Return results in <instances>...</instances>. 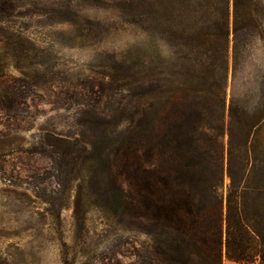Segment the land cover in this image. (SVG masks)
Wrapping results in <instances>:
<instances>
[{"label": "rangeland", "instance_id": "rangeland-1", "mask_svg": "<svg viewBox=\"0 0 264 264\" xmlns=\"http://www.w3.org/2000/svg\"><path fill=\"white\" fill-rule=\"evenodd\" d=\"M228 1L223 37L222 0H158L152 40L150 0H0V264H133L136 248L153 251L133 228L147 223L85 194L80 166L61 172L32 151L44 134L85 139L83 98L107 61L153 41L168 106L199 89L196 101L212 112L204 130L222 151L223 202L229 168L264 180V0L251 1L257 30L243 29L236 51ZM91 26L97 36H86Z\"/></svg>", "mask_w": 264, "mask_h": 264}, {"label": "trees", "instance_id": "trees-1", "mask_svg": "<svg viewBox=\"0 0 264 264\" xmlns=\"http://www.w3.org/2000/svg\"><path fill=\"white\" fill-rule=\"evenodd\" d=\"M157 1L150 0L152 40L160 24ZM251 1L233 0L235 51L243 29L257 30ZM228 4L222 0L223 37L228 35ZM85 34L99 31L91 26ZM157 50L153 41L150 50L137 47L130 59L107 61L97 91L89 89L83 98L85 139L44 134L32 151L48 157L61 172L69 168L73 174L80 166L89 198L139 225L148 224L133 228L152 239L153 251L143 254L144 247L136 248L133 264H223L225 259L264 264V180L247 167L238 176L229 168L223 202L222 151L215 153L214 140L204 130L212 112L196 101L199 89L185 93L182 106H168Z\"/></svg>", "mask_w": 264, "mask_h": 264}, {"label": "crops", "instance_id": "crops-1", "mask_svg": "<svg viewBox=\"0 0 264 264\" xmlns=\"http://www.w3.org/2000/svg\"><path fill=\"white\" fill-rule=\"evenodd\" d=\"M223 264H245V263H240V262H235L232 260L225 259Z\"/></svg>", "mask_w": 264, "mask_h": 264}]
</instances>
